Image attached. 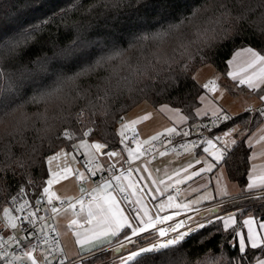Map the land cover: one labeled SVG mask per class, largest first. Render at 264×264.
I'll use <instances>...</instances> for the list:
<instances>
[{
	"label": "snow or ice",
	"instance_id": "6c2138e0",
	"mask_svg": "<svg viewBox=\"0 0 264 264\" xmlns=\"http://www.w3.org/2000/svg\"><path fill=\"white\" fill-rule=\"evenodd\" d=\"M84 2L85 0H63L64 7L60 11L45 14V18L39 19L38 23L22 26L18 30L8 33L0 31V80L6 78L9 82L8 87L0 93V112L18 111L19 107L13 109V106L18 105V101L24 100L34 91L37 94L31 97L30 102L32 103L68 102L71 99L68 90L72 92L75 99H81L93 87L90 84H82V78L93 75L97 69H103L112 61L119 59L124 62L127 60V50L115 48L111 35L104 31L108 28L109 15L98 12L95 3H91L85 8ZM135 5L138 12L140 10L147 11L155 6L154 0H135ZM105 6L111 7L117 13L111 16V22L118 21L120 4L113 3ZM43 7L42 0H30L29 3L25 4L22 11L38 10ZM80 9H84L86 14L84 21L67 27L63 23L64 18L69 12H79ZM257 11L264 16V0H260L259 5L255 8L251 6V0H233L231 7L221 5L220 15L212 19L217 24H222L225 18L234 19L243 24L248 22L250 16L255 15ZM198 14L199 10H194L192 17ZM101 18L105 23H101ZM185 21L190 23L191 18L183 17L179 22L180 25H183ZM177 28L178 25L171 24L154 34H141L137 39L139 41L163 40ZM61 29H65V31H61ZM53 35L56 39H53ZM68 35H73V38L64 42L63 38ZM207 37V30L202 28L197 30V38L201 40V43L210 45L211 38ZM132 46L129 45V48ZM46 50L48 54L37 55V53H44ZM241 52L248 54L247 64L240 67L238 71H228L227 76L233 81H238L237 86L246 85L252 91L264 92V54L251 47H246L239 49L235 55L239 56ZM102 53L104 55H101ZM228 64L231 67L233 61L229 60ZM124 79L127 81V78ZM119 87L120 83L117 81L116 84L109 85L107 91ZM203 87L214 92L219 86L215 80H212L204 84ZM200 99L203 101L204 97H200ZM259 99L264 102V95H260ZM167 107V104L162 105V108ZM173 111L179 113L180 109H173ZM244 111L248 113L255 111L260 118H264V107L247 108ZM201 114V109H196L195 115L200 116ZM203 115H208V113L204 112ZM80 116H83V110L77 114L78 122ZM140 119H148V115ZM189 119L188 116L180 117L182 123ZM236 119L242 120L245 126L243 131L238 125L227 127L229 122ZM137 123L138 120L125 121L123 116L120 117V127L117 134L120 137L119 143L124 146L123 149L108 150L109 145L107 143L97 141L88 145L84 139H80L78 144L72 145L73 148L87 145L93 149V157L99 153L106 156L110 161L115 158V162L109 163L105 167L93 158L89 159L85 165L86 171L92 177L105 172H111L112 175H102L96 188L88 193L87 211L86 215L82 217L83 224L78 219L71 220L69 224L70 228L73 226L83 228V231H76L74 235L77 237L76 244L85 254L70 260L60 249L61 256L58 258V264H66V261L67 264H89L97 252L107 250L104 249V245L113 246L116 253L126 252V254L119 255L118 261L114 264H186L188 254L185 252V246L188 241L197 236H202L205 230L213 226L218 232H223L232 237L226 243L229 248L236 251V256L227 259L225 264H264V219L258 220L253 215H247L242 220L238 219V217L245 216L246 210L243 207H237L235 211L226 212L224 215H220L218 212L220 204L229 200L235 202L246 199L248 198L247 193L252 190H258V195L254 198L264 200V172L257 175L255 166L247 172V187L239 196L229 194L226 186H223V173L220 171L221 165L226 163L239 145L243 143V140L238 139L237 136H244L248 131L247 125L252 123V120L243 119L240 114H231L223 107H216L211 112L209 123L192 125V129L201 137L200 141L185 139L180 147L186 152L192 153L199 149L201 144L207 146L202 148L203 154L195 160V164L200 167L189 172L194 167L189 163L187 168H182L174 173L175 183H184L195 177H204L206 174H211L212 179L203 186V195L175 206V210L171 214H168L163 200H160L147 187L140 185V181L144 180L143 176H137L136 180L132 179L134 173L148 171L147 167L133 166L132 162L140 160L149 151L143 147L144 145L157 141L161 136L169 137L167 142L171 144L172 137L188 138L193 134V131H177L175 127H169L163 133H157L148 140L141 141L134 129V125ZM217 128H226V130L216 134L214 130ZM92 131L91 128L83 131V136H89ZM258 131L264 132V128H260ZM129 132H132L131 136L128 135ZM9 135L12 136L13 142L19 143L21 147H23V143H26L22 127L9 133ZM62 135L66 139L72 140L75 134L65 129ZM17 136L20 137V141H16ZM260 140H264V135L260 136ZM247 141L248 146L251 147L252 136H248ZM130 144H134L135 147H131ZM124 152L127 153V156L123 155ZM60 154L58 152L48 156L47 162L51 164ZM159 155L164 156L165 153L160 152ZM247 159L251 160L252 157ZM49 171L50 178L45 182L47 186L43 188L42 193L35 200V211L31 210L27 200L19 203L15 209L8 207L3 209L5 217H8L13 211L22 214L11 218L6 225L7 227L16 230L18 225L26 224L32 229V231H28L26 228L24 237L9 235L5 238L0 235V260L4 261V264H16V262L40 264L34 253L39 243L47 244V236L45 234L37 243H31L30 239L36 237L38 233H45L47 227L43 223L46 218L38 215L40 204L46 197L47 203L51 205V212L55 214L58 209L53 205V201L60 200V197L51 192L50 188L61 178V173L51 172L50 169ZM68 171L69 169L65 168L63 173ZM181 174H183L182 178ZM77 175L81 179L86 178L84 172H78ZM172 180L173 176H169L168 181ZM153 183L157 185L166 184L164 180H153ZM208 185H212L211 190ZM166 187H171V184H167ZM141 192L147 194L152 201H158L155 204V212H152V209L144 201V195H139L135 200L130 199V196H137ZM154 192L163 196V191L159 187ZM20 193H24L23 188L20 189ZM19 199V195L12 197L14 203L18 202ZM172 201L173 196L168 195V209L173 208ZM204 201L210 202L212 206L207 207L204 213H201L198 205ZM62 203H67L69 209L74 210L79 205L81 212L85 210L86 202L83 198L77 199L75 203L71 202V199L62 201ZM125 205L128 206L125 207ZM182 212L184 218L177 219ZM189 213H195V215ZM38 222L40 227L37 229ZM241 229H246V231H241ZM142 234L152 237L153 242L147 246L141 244L139 241ZM25 240H28L29 243L24 244ZM12 245L20 249V254L17 255L14 248L11 254L12 258L9 259V253L3 249ZM42 252L51 255V249L45 248L42 249ZM47 255L44 257L45 262L51 264ZM187 264H190V261H187Z\"/></svg>",
	"mask_w": 264,
	"mask_h": 264
},
{
	"label": "trees",
	"instance_id": "16d2710c",
	"mask_svg": "<svg viewBox=\"0 0 264 264\" xmlns=\"http://www.w3.org/2000/svg\"><path fill=\"white\" fill-rule=\"evenodd\" d=\"M29 2L30 0H0V31L8 33L18 30L19 27L38 23L39 19L45 18V14H53L64 7L63 0H42L43 8L22 11ZM91 3L97 5L98 12L109 15L108 28L104 31L111 35L115 48L127 50V60L122 62L117 59L103 69H97L93 75L82 78V84L93 85L91 90L81 99H75L68 90L71 99L60 103L53 111L46 110L51 102H30L31 97L37 94L34 91L24 100L18 101V105L13 106V109L19 107L18 111L0 112V123L13 117L16 112L27 111L31 114L25 122L17 123L10 130L0 133V207L6 205L11 196L23 186L40 194L49 177L47 157L66 145L72 147L80 139H89L92 142L107 143L108 150L120 148V137L117 134L120 117L124 118L129 111L144 101H149L156 107L168 104L179 108L190 117L188 126L205 122L206 118L200 120L195 115L201 104L200 96L205 91L195 77L197 70L211 63L225 76L228 72V60L236 50L252 47L264 54V16L259 11L243 24L227 18L222 24L213 21V17L220 15V6L231 7L233 0H154L153 8L139 12L136 10L135 0H85L84 7L87 8ZM113 3L120 4L119 20L115 23L111 22V16L117 13L111 7L105 6ZM259 3L260 0H251V6L254 8ZM194 10H199V14L192 17ZM85 15L84 9L75 13L69 12L63 23L72 27L84 21ZM183 17H190L191 22L185 21L180 25ZM101 23H105L102 18ZM171 24L178 25V28L163 40L137 39L141 34H154ZM201 28L213 34L210 45L201 43L197 38V30ZM72 38L73 35H68L63 41L68 42ZM53 39H56L55 35ZM162 42L170 45L156 48ZM129 45L133 46L129 48ZM44 54H48L47 50L37 53ZM124 78H127V81ZM117 81L120 87L107 91L109 85L116 84ZM8 84L6 78L0 80V93ZM81 110L83 116L79 117L78 122L77 114ZM240 116L247 118V114ZM251 120L252 123L247 125L248 131L239 138L243 143L231 158L223 163L229 179L238 183L242 191L247 187V172L250 166V160L247 159L250 157L247 135L261 122L257 115ZM238 124L243 131L245 126L241 119L229 122L227 126ZM21 127L24 129L26 141L23 147L13 142L12 136L9 135ZM89 128L93 130L92 133L84 137L83 131ZM65 129L75 134L72 140L62 135ZM16 141H20L19 136ZM254 199L256 198L231 202L224 208L245 205ZM245 210H254L256 215L261 210L260 217L264 218V206ZM242 218L238 217L240 220ZM231 239L230 235L218 232L215 226L205 230L202 236H197L186 244V264L187 261H190V264H200L199 262L209 261L211 256L217 257L222 253L228 259L235 257L236 251L226 243ZM106 253L95 256L90 264L101 261L97 260L98 257H107ZM215 264L225 262L222 260Z\"/></svg>",
	"mask_w": 264,
	"mask_h": 264
},
{
	"label": "crops",
	"instance_id": "0c3cea01",
	"mask_svg": "<svg viewBox=\"0 0 264 264\" xmlns=\"http://www.w3.org/2000/svg\"><path fill=\"white\" fill-rule=\"evenodd\" d=\"M238 50H236L229 59L233 61V64L231 67L228 64V71L230 70L238 71L240 67L245 66L248 62L249 56L247 53L241 52L239 56L235 55ZM212 67H213L212 75L207 77L209 78V80H207L206 82L215 80L216 84L219 87L214 92L210 91L208 93L207 91H204L202 93L200 97H204V100L201 101L200 99L201 104L198 107L199 109H201L202 114L197 117L200 120L210 117L211 112L214 111L216 107H223L229 113L234 115L247 114V118L245 119H252L255 115L259 116L258 114L245 112L244 108L246 105L264 104V102H262L259 99V96L264 95V92L252 91L246 85L237 86L238 81H233L230 77L227 76V74L223 76L216 69L214 65ZM214 77L217 78L214 79ZM173 109H177V108L172 107L170 105H168L167 108H162V105L156 107L153 106V104H151L149 101H144L143 103L135 106L131 111H129L124 116V120L125 121L138 120V123L134 125L135 132H139L142 135L143 140H148L151 136H154L157 133H163L166 128L175 127L177 130H179L184 126H188V120L183 123L180 120L181 116H186V115L181 110L179 113H177L174 112ZM204 112H207L208 115H203ZM145 115H148V119H140ZM238 126L241 127L240 124H238ZM119 127L120 124H118L117 130L119 129ZM260 128H264V121H262V119L261 122L258 123L251 131H249L250 133H248L247 135V137L252 136V145L250 147V157H252V159L250 160L249 171L253 169V166H255V172L257 175L264 172V140H260V136L264 135V132L258 131V129ZM253 133H255V135H252ZM237 138L239 139L240 136H237ZM84 140L88 142V145L93 143L89 139H84ZM157 141L150 143L148 146L149 147L153 146ZM123 147L124 146L120 144V148L118 149H123ZM131 147L134 148L135 146H131ZM58 152L61 154L60 156H58L57 160H53L51 164L47 162L48 172H49L48 178H50L49 169L51 170V172L61 173V178L58 180V182L51 185L50 191L55 193L56 196L58 197H62L66 199H74L75 201L81 196L82 193L88 190L92 192V190L96 188L97 184H95L93 181L88 179L87 172L84 168V162L89 159L95 158L96 156H98L99 153H96L95 156L93 157L92 155L93 149H91L87 145L83 147H77L76 149L72 148L70 145H66L61 149L57 150L56 152L52 153L51 155L53 154L55 155ZM160 152H164L165 155L164 156L159 155ZM160 152L157 153L154 159H144L145 156H142L140 160L133 161L132 162L133 166H144L147 167L148 171L141 172L138 174L134 173L132 179L136 180L137 176H143L144 180L140 181V185L147 187L148 190L153 192V194L157 195L160 200H163L168 214H171V212L175 210V206L182 205L184 203H187L189 200L196 199L198 196L203 195L204 192L203 186L208 184V181L212 179V176L211 174H206L204 177H195L192 180H188L187 182L180 183L183 185V190L179 196H175L171 193V189H170L171 187H166V185L169 183L171 184V186L179 185L175 183L174 173L180 171L182 168H187L189 163H191L194 166L193 169L189 170V172L200 167L199 165L195 164V160L200 158V156L203 154L202 148L197 149L195 152L192 153L184 151L183 154H179L177 152H172V151L170 152L160 151ZM123 155L127 156V153L124 152ZM73 157H75V159H73ZM222 166L225 167L224 164H222ZM223 167H221L222 170H220L222 171V173H223ZM65 168L69 169L67 173H63V170ZM78 172H84L86 178L84 179L79 178V176L77 175ZM149 173H151V175H149ZM169 176H173V180L170 182L168 181ZM182 177L183 174H181V178ZM153 180L155 181L164 180L166 184L157 185L153 183ZM46 186L47 184L44 187ZM208 186L209 189L211 190L212 185H208ZM157 187H159L163 191V196H161L160 193L154 192V190ZM82 189L84 190L83 192L81 191ZM257 191L258 190H252L250 192H257ZM139 195H144V201L148 204L149 208L152 209V212H155V204L158 201H152L150 197L147 194H144L143 192L137 194V196H132L131 200L137 199ZM168 195L173 196L172 209L167 208ZM44 200L47 201V198L45 197ZM208 203L210 202L204 201L200 205H198V207ZM127 206L128 205H125V207ZM225 209H229V208L219 207V211H224ZM86 211H87V204H85L84 212H81L80 209L73 210L66 208L62 211L57 212L53 218L55 221L57 231L60 236V240L68 245L70 244L73 248V253H77L75 256H73V259H77L79 255L85 254L81 252L80 246L76 244L77 237L74 235L76 231H83V228L77 226H73L70 228L69 224L73 219H78L81 221V224H83L82 217L86 215ZM257 214L258 215L255 214L254 210H248L247 212H245V216L243 217L246 218L247 215H253L258 220L264 219L260 217V215L262 214L261 210L259 211V213L257 212ZM183 217H184V213L182 212L181 216L178 217L177 219H183ZM84 227H87V225H84ZM241 231H246V229L244 230L242 229ZM139 242L144 246H147V244L153 242V238L148 237L146 234H142L141 240ZM103 247L104 249H107V253L106 251H99L95 254V256H97L101 253H106L107 257L104 260H102L103 262L111 260L113 257H116L117 255L121 254V253H116L114 249L111 248L112 246L104 245ZM108 250H110L111 252H109ZM104 263L111 264L112 262L110 263L104 262Z\"/></svg>",
	"mask_w": 264,
	"mask_h": 264
},
{
	"label": "built area",
	"instance_id": "2783aa9c",
	"mask_svg": "<svg viewBox=\"0 0 264 264\" xmlns=\"http://www.w3.org/2000/svg\"><path fill=\"white\" fill-rule=\"evenodd\" d=\"M208 82H205L204 84H206ZM204 89L207 90L208 92H210L209 89H206V88H204ZM261 107H264V104H260V105H246L244 110L247 109V108L256 109V108H261ZM251 113L258 114L255 111H252ZM261 119H262V121H264V118H261ZM210 120H211V116L207 117L205 122L200 123V124H207V123L210 122ZM227 127H230V126H227ZM182 130L193 131V134L190 137L183 138V139L180 136H174V137L171 138L172 139V143L171 144H169L167 142L168 139H170V138L165 135L162 138H160L153 146L149 147L148 145H144L143 146L144 148L149 149V151L146 153L144 159H154L155 156L157 155V153H159L160 151H168V152L172 151V152H177L179 154H183L185 150L182 147H180V145L185 142V139H187V140H197L198 142L200 141L201 137L196 134V132L192 129V126H184L183 128H181V129H179L177 131H182ZM224 130H226V128H223V130H222V128H217L214 131L216 132V134H219L220 132H222ZM201 131H203V129H201ZM135 133L138 135L139 139L141 141H143L142 135L139 132H135ZM128 135L131 136L132 132H129ZM205 135H207V133H205ZM130 145L131 146H135L134 144H130ZM203 146H204V144H201L200 148H202ZM94 159L99 164H102L105 167H107V165L109 163L115 162V158H113V160L110 161L106 156H103L102 154H98V156H96ZM87 162H88V160L84 162V167L87 164ZM90 166H92V165H90ZM117 167L119 168V165H117ZM85 169H86V167H85ZM102 175L111 176L112 173L111 172L98 173V175L96 177H92L90 175V173L87 172L88 179L93 181L95 184H97V182L100 180V177ZM21 188L24 189V193H22V194L20 193V189ZM21 188L18 189L11 196V198L6 203V205L0 207V235H3L5 238H7V236H9V235H13V236H16V237H24L26 235V231H25L26 228L28 229V231H32V229L29 228L26 224L23 225V226L18 225L16 230H13V229H11V228L6 226L11 218H13L15 216H18V215H22V214L13 211L12 213H10V215L8 217H5L4 212H3V209L5 207H8L10 209H15V208H17L19 206V203H22L24 200H27L29 202L31 210L35 211V200H36V198H37V196L39 194H37L35 190L28 189L27 187L23 186ZM170 189H171V193L173 195L179 196L180 193L183 190V185L182 184L173 185V186H171ZM88 193H91V191L88 190V191L82 193L81 196L78 199L83 198L85 200V202H86L85 204H87ZM18 195L20 196V199L18 200V202L14 203L12 201V197L13 196H18ZM257 195H258V192L247 193L248 198H254ZM130 199H132V196H130ZM66 200H68V199L60 197V200H54L53 201V205H55L57 207V209H58L57 212L68 208L67 203H62V201H66ZM240 200H245V199H240ZM240 200H237V201H240ZM237 201H235V202H237ZM71 202L75 203V200L71 199ZM231 202L232 201L229 200V201H227L225 203L220 204L219 207H223L224 208L225 205H227V204H229ZM210 206H212L210 203L200 206L199 208H200L201 213H204L205 209L207 207H210ZM258 206H264V200H260V199L256 198V199H254L253 202H249V203H247L245 205H241V206H236L234 208L225 209L224 211H219V209H218V212H219L220 215H224L226 212H229V211H232V210L235 211L237 209V207H243L245 209V208H255V207H258ZM76 209L77 210L80 209V206L77 205ZM55 214H53L51 212V205H49L46 200L41 202L40 210H39L38 215L44 216L46 218L43 223L46 224L47 227L45 229V233H38L36 237L30 238V239H31V243H37L41 239V237H43L46 234V236H47V244L45 245L42 242L39 243L38 247L36 248L35 253L42 252V249H45V248L51 249L50 259L57 261V262H55L53 264H58V258L61 256V252H60V241L61 240H60V236H59V233H58L56 225H55V221L53 219ZM189 214L195 215V213H189ZM39 227H40V223L38 222L37 225H36V228L38 229ZM133 239H135V238H133ZM28 243H29L28 240L24 241V244H28ZM14 248H15V246L12 245V246H6L3 249L4 251L9 253V259L12 258L11 254H12V251H13ZM111 248L114 249L113 246ZM15 251H16L17 255L20 253V249H18V248H15ZM125 253H121L119 255H122V254H125ZM119 255H117L116 257H113L111 260L104 261V262H108V263L117 262ZM104 262H102V263H104ZM66 264H67V261H66ZM99 264H101V263H99ZM104 264H107V263H104Z\"/></svg>",
	"mask_w": 264,
	"mask_h": 264
},
{
	"label": "rangeland",
	"instance_id": "374dc122",
	"mask_svg": "<svg viewBox=\"0 0 264 264\" xmlns=\"http://www.w3.org/2000/svg\"><path fill=\"white\" fill-rule=\"evenodd\" d=\"M208 38H213V34L208 32ZM168 45H170V43H163L162 42V43H160V46H158L156 48L160 49L161 46H168ZM212 66L213 65L211 63L210 64L208 63L207 65H204L200 69L197 70L196 79L198 80L199 84L203 85L207 80H209V78H207V77L212 75V68H213ZM216 78L217 77H214V79H216ZM51 103L52 104L49 107L46 108L47 111L48 110L49 111L55 110L56 108L59 107V104H60V102H51ZM30 116H31V114L29 112H27V111H20V112L14 113L13 117H11V118H9L7 120H4V121H2L0 123V133L10 130V128L12 126H15L17 123L25 122ZM205 146H207V145H205ZM57 158L55 160H57ZM221 167H223V166L221 165ZM220 170H222V168ZM223 186H226V189H227V191L229 192V194L231 196H238L241 193L240 185L238 183H236V182H232L229 179L225 167H223ZM60 249L63 250L64 255H66L70 260H74L73 256H75L77 253H73V248H72V246L70 244L68 245V244L60 241ZM108 251L111 252L110 250H108ZM34 255L37 258V260L40 261L41 264H46L45 259H44L45 255H47L46 252H37ZM105 258L106 257H104V258L98 257L97 260H101V261L95 262L94 264L102 263L103 262L102 260H104ZM47 259L51 260V264L57 262L55 260L50 259V255H47ZM227 259H228V257L225 256V255H223V256L219 255L217 257L211 256V259L209 261L208 260L207 261H201L199 263L200 264H215V263L220 262L222 260H223V262H226ZM0 264H4V261L1 260ZM16 264H20V262H16ZM89 264H90V262H89ZM111 264H114V263H111Z\"/></svg>",
	"mask_w": 264,
	"mask_h": 264
},
{
	"label": "water",
	"instance_id": "95a60500",
	"mask_svg": "<svg viewBox=\"0 0 264 264\" xmlns=\"http://www.w3.org/2000/svg\"><path fill=\"white\" fill-rule=\"evenodd\" d=\"M43 201H44V199L41 202H43Z\"/></svg>",
	"mask_w": 264,
	"mask_h": 264
},
{
	"label": "clouds",
	"instance_id": "9594fccd",
	"mask_svg": "<svg viewBox=\"0 0 264 264\" xmlns=\"http://www.w3.org/2000/svg\"><path fill=\"white\" fill-rule=\"evenodd\" d=\"M205 90V89H204ZM206 91V90H205Z\"/></svg>",
	"mask_w": 264,
	"mask_h": 264
}]
</instances>
